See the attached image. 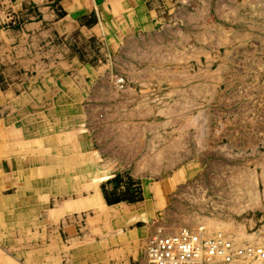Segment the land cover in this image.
I'll return each mask as SVG.
<instances>
[{
    "label": "rangeland",
    "instance_id": "obj_1",
    "mask_svg": "<svg viewBox=\"0 0 264 264\" xmlns=\"http://www.w3.org/2000/svg\"><path fill=\"white\" fill-rule=\"evenodd\" d=\"M20 3L0 0V264H147L159 229L257 242L264 0L181 1L109 38L75 32L50 46L26 27L42 7ZM130 183L143 200L117 203L137 207L124 222L92 205L99 194L107 212L120 208L104 189L114 198ZM139 228L145 244L132 253L135 240L115 235Z\"/></svg>",
    "mask_w": 264,
    "mask_h": 264
},
{
    "label": "crops",
    "instance_id": "obj_2",
    "mask_svg": "<svg viewBox=\"0 0 264 264\" xmlns=\"http://www.w3.org/2000/svg\"><path fill=\"white\" fill-rule=\"evenodd\" d=\"M17 3V0H15ZM22 2H26V0H19ZM32 1L35 4L42 7V12L44 15L40 18L39 21H34L32 23H28L26 25L27 29H30L31 33L28 35L32 40H36L38 37H42L46 42L47 46H50L53 41L66 40L69 36L73 35L75 32H80L87 38H109L113 25L122 24L126 27L134 26L136 24L145 25L147 23L146 16L150 15V12L158 13V12H166L171 14L173 10L175 11L178 6L176 3L182 1V3H186L189 1L192 3H197L201 5L200 7H207L209 5L210 0H62L59 2L62 11L65 12V15L60 17L56 7L58 6H48V4L52 3L49 0H28ZM20 3V4H21ZM181 3V4H182ZM186 8V7H184ZM139 16L141 19L139 20ZM85 17L92 18L93 20L89 23ZM130 17V18H129ZM52 48L55 46H51ZM92 205L94 207L100 208V210L105 213V218L110 222L113 220L117 223L124 222L128 216L129 212L137 209V207L130 208L127 205H122L120 208L114 209L109 213L105 210L106 203L101 195L96 194V196L92 200ZM134 205V204H132ZM137 206V204H135ZM105 219V220H106ZM143 228H139L137 230H133L132 234L123 235L118 233L117 236L120 240L124 238L130 237V239H134V247L132 248V253L139 252L142 245L145 244V236L143 238L144 231ZM120 231V230H119ZM117 233V232H115ZM57 251L51 250L52 253L51 258L59 261L58 249H61L63 252L68 251V247L62 243H58ZM68 263H72V259L67 260ZM112 262V258L108 260ZM124 261L120 259L115 260L117 263H121ZM30 264H42L39 261H30ZM47 264V263H43ZM59 264H63L61 261Z\"/></svg>",
    "mask_w": 264,
    "mask_h": 264
},
{
    "label": "built area",
    "instance_id": "obj_3",
    "mask_svg": "<svg viewBox=\"0 0 264 264\" xmlns=\"http://www.w3.org/2000/svg\"><path fill=\"white\" fill-rule=\"evenodd\" d=\"M119 84L125 87L123 79ZM258 236L259 242L238 245L221 231L210 236L205 226L185 227L175 233L159 229L148 241L146 263L233 264L238 257L264 264V231Z\"/></svg>",
    "mask_w": 264,
    "mask_h": 264
},
{
    "label": "trees",
    "instance_id": "obj_4",
    "mask_svg": "<svg viewBox=\"0 0 264 264\" xmlns=\"http://www.w3.org/2000/svg\"><path fill=\"white\" fill-rule=\"evenodd\" d=\"M132 185H133L132 183L128 185L127 192L124 195L114 197V198H112V196L108 192H106V190L104 189V196H105V199L108 205H113V204H117L120 202L137 203V202L142 201L143 197H142L140 189H136L134 191L132 190ZM133 191L136 192L137 195H135Z\"/></svg>",
    "mask_w": 264,
    "mask_h": 264
},
{
    "label": "bare ground",
    "instance_id": "obj_5",
    "mask_svg": "<svg viewBox=\"0 0 264 264\" xmlns=\"http://www.w3.org/2000/svg\"><path fill=\"white\" fill-rule=\"evenodd\" d=\"M184 228H185V227H184ZM227 235H228V234H227ZM254 237H255L256 239H258V240H259V238H258L259 236H254ZM258 242H259V241H258ZM237 258H238V257H237Z\"/></svg>",
    "mask_w": 264,
    "mask_h": 264
}]
</instances>
